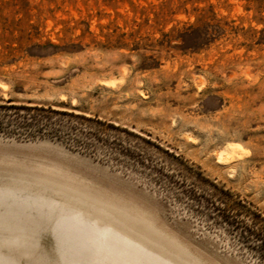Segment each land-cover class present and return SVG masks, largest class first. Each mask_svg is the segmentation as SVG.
Segmentation results:
<instances>
[{
    "label": "rangeland",
    "instance_id": "rangeland-1",
    "mask_svg": "<svg viewBox=\"0 0 264 264\" xmlns=\"http://www.w3.org/2000/svg\"><path fill=\"white\" fill-rule=\"evenodd\" d=\"M9 105L52 111L23 124ZM15 183L33 205L0 197L8 263L109 264L71 207L94 195L205 264H264V0H0V187Z\"/></svg>",
    "mask_w": 264,
    "mask_h": 264
},
{
    "label": "bare ground",
    "instance_id": "bare-ground-1",
    "mask_svg": "<svg viewBox=\"0 0 264 264\" xmlns=\"http://www.w3.org/2000/svg\"><path fill=\"white\" fill-rule=\"evenodd\" d=\"M3 186L0 187V197H5L8 193L7 195L13 196L17 203H21L22 207L33 205L30 198L26 196L32 191L30 186L17 183L8 184L11 189H6ZM41 192L42 195H52L42 190ZM75 203L71 207L75 210L78 218L88 219L97 228L98 234L107 238L106 252H116V255H112L111 258L108 254L106 255L108 257L100 256L99 260L103 263L127 264V256L134 258L142 256L155 264H178L180 260L181 264H205L194 256L186 246L178 242L172 234L162 231L155 224L147 223L124 205H116L94 195L81 196ZM2 223L0 222V224ZM3 229L21 231L24 228L7 225ZM17 237H10V239H18ZM169 241H174L176 244L170 246ZM0 264L13 263L0 259Z\"/></svg>",
    "mask_w": 264,
    "mask_h": 264
},
{
    "label": "trees",
    "instance_id": "trees-1",
    "mask_svg": "<svg viewBox=\"0 0 264 264\" xmlns=\"http://www.w3.org/2000/svg\"><path fill=\"white\" fill-rule=\"evenodd\" d=\"M21 107H23L22 109H25L27 111L26 113L22 115L23 117H22L21 123L23 124L31 122L33 120H38L39 118L44 117L43 115L44 113L52 111V110L48 111L44 108H35V107L27 108L25 106H21ZM21 107L19 108L18 106H15V105L4 106V108H12V109H17V110H20ZM19 115L21 114H17V116Z\"/></svg>",
    "mask_w": 264,
    "mask_h": 264
}]
</instances>
